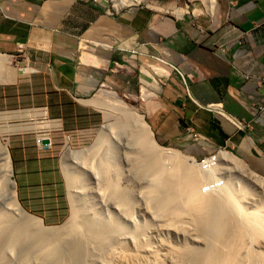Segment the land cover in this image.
Returning a JSON list of instances; mask_svg holds the SVG:
<instances>
[{
    "label": "crops",
    "instance_id": "crops-1",
    "mask_svg": "<svg viewBox=\"0 0 264 264\" xmlns=\"http://www.w3.org/2000/svg\"><path fill=\"white\" fill-rule=\"evenodd\" d=\"M187 14L174 20L142 8L112 14L87 0H0V55L13 72L0 83V110L44 111L34 118L64 132L90 128L100 87L128 90L134 81L150 89L143 71L157 75V63L162 86L140 99L155 134L194 133L264 168V1L218 4L210 24Z\"/></svg>",
    "mask_w": 264,
    "mask_h": 264
},
{
    "label": "bare ground",
    "instance_id": "bare-ground-1",
    "mask_svg": "<svg viewBox=\"0 0 264 264\" xmlns=\"http://www.w3.org/2000/svg\"><path fill=\"white\" fill-rule=\"evenodd\" d=\"M141 1L145 0H110L114 10ZM201 1L206 13L212 14L215 1ZM146 5L175 15L186 13V7L170 11ZM8 63V57L0 55V75L2 71L13 73ZM155 68L156 74L165 75L164 70ZM143 72L147 79L154 81L148 71ZM141 90L145 97L149 95L144 88ZM106 98L117 114L112 125L122 132L115 134L114 127L108 126L117 145L109 159L118 154L119 147L120 161L125 163L127 171L131 170V161H134L133 168L138 166L135 163L139 164L134 169L138 170L134 177L128 176L135 178L134 188H118L120 180L111 179L101 170L105 164L100 159L93 157L89 162L74 159L72 170L67 169L74 189L70 196L71 217L60 227H46L40 218L26 213L19 204L11 180L9 155L0 143V264H164L163 261L167 264H264V177L228 152L220 151L198 163L191 156L161 147L142 116L123 101L112 96ZM103 138L105 141L106 136ZM217 174L223 180L216 179ZM86 175L100 186L97 185L98 192L108 198L111 211L108 215L87 210L90 201L86 196L84 201L89 204L85 209L78 199L83 193L76 190L86 182ZM205 181L208 184L203 189L208 191L203 193L200 186ZM244 205L256 212H245ZM136 210L143 212L147 220L141 216L140 221L136 220ZM158 231L180 235L189 243L186 241L180 246L178 243L182 241L175 239L178 241L175 247L173 243L168 245L157 240L160 250L157 249L163 252L157 251L163 255L161 263L159 254L151 246L156 245L155 239L149 243L150 236Z\"/></svg>",
    "mask_w": 264,
    "mask_h": 264
},
{
    "label": "rangeland",
    "instance_id": "rangeland-1",
    "mask_svg": "<svg viewBox=\"0 0 264 264\" xmlns=\"http://www.w3.org/2000/svg\"><path fill=\"white\" fill-rule=\"evenodd\" d=\"M214 1H215L214 7L216 6V8H218V4H256L257 2V0H214ZM87 2L96 6L98 5L103 6V8L107 12L112 14H115L116 12L120 13V12H126L131 9L135 10L138 8H142L145 11L148 10L155 14H166L172 19L174 18V20L180 17L176 16L173 13H170L169 11H157L151 9L146 4L156 5L165 9H169L170 11L176 7L182 9L186 7V14L188 13L187 16L191 17V19L196 18V20L199 23L203 22L205 24L206 23L210 24L211 20H214L213 18L211 19L210 16L206 13L205 5L202 3L201 0H194L191 2L189 0H145V1H141L140 3L133 2L129 5L123 6L118 10H114L110 0H87ZM223 16H225V14ZM216 17H218V21H219L220 16L216 14ZM8 59H9L8 65L10 66V58ZM13 67L16 69L17 66L16 67L13 66ZM113 67H119V66L117 64H114ZM152 67L153 68L157 67L155 69L162 68L161 65L157 63L154 64ZM12 74L2 71L0 75L2 77L1 79L2 82L0 81V83L10 81ZM157 75H153V79H154L153 82L149 80H145L146 78L143 79L145 81H148L146 84L147 86L150 87V89L146 87L145 89L146 92L149 93V96H154L155 92H157L159 88H161L162 86L163 78H160ZM141 87L140 86L138 87L137 83H134V81L131 88H129L128 90L126 89L115 90L110 87L109 88L100 87L99 100H98L99 103L97 102L100 111L98 122L93 127L81 128L72 132L62 131L59 123L54 124V123H49L47 121L41 123L40 121L34 118L36 115H41L42 117H44L45 116L44 111H41L42 113L40 112L37 113L36 111H33L31 108L18 109V110H0V143L6 147V150L9 155V159L12 148H15V146L18 147L17 148L18 156L20 159L19 166L21 169L22 176L16 178L15 177L16 175L15 174L13 175L12 164L10 160L11 180L15 184L16 198L26 213L33 215L34 217L40 218L42 220L43 225L50 228L60 227L68 219H70L73 208L70 196L71 193H73L72 191H74V189H72V186L69 182L68 179L69 176L67 171L69 169L72 170L71 168L74 165V159L79 162L82 161L89 162L90 158L93 157L96 159H100V161L103 162V164H105L103 165V168H101V170L103 172L104 171L107 172L108 176L111 179L113 178L114 180V178L115 179L118 178V182L120 180L119 184L117 183V185H119L118 188L120 186L121 188H124L125 186H128V188H132V187L134 188L135 178L132 177H134L135 175L134 173L138 169L139 164L135 163L136 166L137 165L138 166L133 168L134 161H131L129 166H131L132 172L131 170L127 171V169H125L124 166L125 163H123V161H120L121 156L119 155V152L121 150L119 147L116 151V153L118 152V154H116L113 158L111 156L109 159L112 149H114V147L117 145L113 142L111 138L110 130H108V126H112L116 128V130L113 128V133L115 134H119V133L121 134L122 132L120 130L118 131V128L116 126L112 125V122H115L117 120V114L116 111L112 109L108 103H106L108 102V100H110L106 98V96L109 97L112 96V98L114 97L117 100L123 101L126 105L133 108L137 114L142 116L143 114L141 113V107L144 104V102L141 101L140 99L142 98L143 100L146 97L143 96ZM143 119L148 124V121L144 117ZM131 124L134 125L133 123ZM148 126L150 128V131L152 132L153 139L159 146L163 148L177 150L186 156H191L198 163H200L202 160H205L207 158L211 159V157L216 156L220 151L231 153V151L227 149H218L214 145L212 146V144L209 143V141H207L206 139L196 137L193 135L194 133H190L187 131L179 132L178 130H175V135L171 136L166 140V138L155 134V131L152 130L149 124ZM104 135L106 136L105 141H103ZM44 141L46 142V144H43ZM231 154L236 158L240 159L243 162V164L248 166L250 170L264 177L263 167H251L247 164V162H245L235 154L233 153ZM130 155L132 156L133 154ZM132 158H134V156ZM126 162H128V160H126ZM116 166L118 169L115 168ZM113 168H115V170H113ZM135 168L137 169L134 171ZM70 170L68 172H70ZM127 173L128 174L130 173V175H128ZM131 175L132 177L129 178L128 176ZM86 177H87V180L85 178L86 182L85 181L83 182L85 183L84 186L83 183H81L80 186L81 185L82 186L80 187L81 189H79L80 191L76 190L79 193L84 194V195L82 194V196L84 197H82L81 195H79L78 197V199H81L84 209L89 204L85 202L86 198H88L87 201L88 202L90 201L89 204L90 206H87L86 208L87 210L89 209V211H94L95 213L97 212L103 215L109 212L111 213L109 208L110 205L108 198L106 197V195H103L102 193L98 192V187L100 186L95 183V181L93 180V178H91V176L86 175ZM214 177H216V179L223 180L221 174H217ZM131 178L133 179V181ZM126 180H128L127 181L128 183L125 182ZM207 184L208 181L202 183V185L200 186L201 192H203L202 191L203 187L206 186ZM69 188H71V190ZM94 188H96L95 191ZM20 189L21 191L23 190L24 192L22 198H20L21 197ZM84 189L87 190L86 194L85 192H83ZM92 190L94 191L95 194L93 193ZM99 195L102 196L100 197ZM104 196L107 199H103ZM100 198L102 199V201H100L101 200ZM105 200L107 203L105 202ZM243 207L245 212L248 211L247 213L256 212L251 206L249 207L244 205ZM136 212L139 214H137ZM136 212H135L136 220L140 221L139 219H141V217H143L142 218L143 220H147L143 212L137 210ZM148 223L152 225L151 220H149ZM160 232L159 233L156 232L154 233V235L152 234L149 238V243L150 240L152 243V240L155 239L154 241H156L157 246L154 245V243H152L151 246H153L152 248L154 250L156 249V252L157 251L160 252L159 251L160 248L158 247L157 240H162L163 242L166 241L168 245L169 242L173 243L174 245H176L175 247H178L179 244L180 246H182L183 244H185L186 241L187 243H189L188 240H184V237L180 235L179 236L181 238H179V236L177 237V235L175 236L170 233L172 235L171 236L167 233L169 236H171L169 237L168 235H165V233L160 234ZM175 239L180 242L182 241L184 243L181 242L178 243L177 245L178 241H176ZM173 244L170 245L173 247L174 246ZM160 254H163V252L161 251ZM162 257L163 255H161L159 259ZM162 260L163 259H160L161 263ZM163 263L167 264L166 261H163Z\"/></svg>",
    "mask_w": 264,
    "mask_h": 264
},
{
    "label": "built area",
    "instance_id": "built-area-1",
    "mask_svg": "<svg viewBox=\"0 0 264 264\" xmlns=\"http://www.w3.org/2000/svg\"><path fill=\"white\" fill-rule=\"evenodd\" d=\"M174 70L178 72V70H177V69H174ZM178 74H179V72H178ZM207 159H208V158H207ZM205 160H206V159H205ZM205 160H202L201 162H203V161H205ZM201 162H200V163H201ZM202 191H203V193H205V191H208V189H206V190H205V189H203Z\"/></svg>",
    "mask_w": 264,
    "mask_h": 264
},
{
    "label": "water",
    "instance_id": "water-1",
    "mask_svg": "<svg viewBox=\"0 0 264 264\" xmlns=\"http://www.w3.org/2000/svg\"><path fill=\"white\" fill-rule=\"evenodd\" d=\"M43 144H46V142L44 141Z\"/></svg>",
    "mask_w": 264,
    "mask_h": 264
}]
</instances>
